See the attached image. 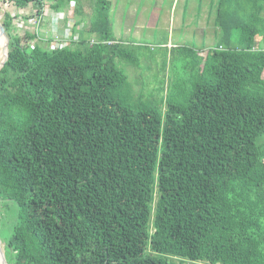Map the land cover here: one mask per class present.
<instances>
[{"label":"trees","instance_id":"1","mask_svg":"<svg viewBox=\"0 0 264 264\" xmlns=\"http://www.w3.org/2000/svg\"><path fill=\"white\" fill-rule=\"evenodd\" d=\"M85 1L0 0L8 263L264 264V0H219L208 53L178 46L189 79L134 102L116 61L137 56L114 33L111 0L63 48L33 43L38 31L2 8L74 2L84 23Z\"/></svg>","mask_w":264,"mask_h":264},{"label":"rangeland","instance_id":"2","mask_svg":"<svg viewBox=\"0 0 264 264\" xmlns=\"http://www.w3.org/2000/svg\"><path fill=\"white\" fill-rule=\"evenodd\" d=\"M184 4L185 0H150L148 10L144 12L141 10L144 19L141 20L142 23L140 25H137V30L140 32L139 35L135 36V31L131 38L124 35V39H131V43L129 44L131 49H135L137 56L135 62L121 60L120 58L116 61L119 68L127 74L128 84L123 89V92L130 102H134V98L139 100L140 96L159 100L162 96L166 95L167 86L171 81H177L178 79L187 80L190 77L189 75L193 73L187 67V57L183 56L182 49L178 46L194 48L201 53L207 47L210 34L206 33H208L210 27L207 28L208 31L205 33V41H203V36L198 33H187L186 29L189 17L188 11L186 16H184ZM85 5L86 16L84 19L88 21L92 13V6L96 5V0L85 1ZM5 6L2 5V8ZM112 7H116V0ZM66 9L68 7L61 10ZM76 17L79 19L81 16L77 15ZM183 17H185V24L184 26H180L179 24L182 22ZM213 17L214 14H212ZM141 18L143 17L141 16ZM174 21L177 23L175 29L171 27V23L173 24ZM84 23L88 25V22L84 21ZM47 27L48 25L41 24V30L38 29L39 33L45 35V37L49 33ZM42 29H46V31ZM211 36L214 39L213 34ZM169 43H171V46H168ZM208 46L210 47L205 51V55L212 47V45ZM262 47H264V44H262ZM3 56V47H1L0 61ZM162 81H165L163 90L160 89ZM164 106L165 103H163ZM12 215L8 216L7 213H4L1 218L2 228L0 227V235L4 243L11 235V222L14 220L13 211Z\"/></svg>","mask_w":264,"mask_h":264},{"label":"crops","instance_id":"3","mask_svg":"<svg viewBox=\"0 0 264 264\" xmlns=\"http://www.w3.org/2000/svg\"><path fill=\"white\" fill-rule=\"evenodd\" d=\"M111 1H112V5L114 6L115 0H111ZM149 2L150 0H116V7L114 8L112 7V20L113 22L115 21L114 22L115 24L114 23L113 24L115 27V34L117 39H120V41L124 43H131V39L129 40L123 38L124 35L130 36L131 38L133 36L134 31H135V36L139 35L140 32H138L137 30V25H140L142 23L141 20L144 19L141 10H143V12L148 10ZM218 2L219 0H185V4L183 7V10L185 12L184 16H186L188 11V17H189L186 32L190 34L198 33L199 35L203 36V41H205V33L206 31H208L207 28L210 27L208 33H206V34H210V37L207 41V47L205 50L201 51L200 53L201 55H205L204 54L205 51L210 47L208 45H212L213 47L218 38L219 26L215 22L218 11ZM213 5H214V12H213ZM212 14H214L213 18H212ZM141 16L143 18H141ZM84 21L86 23L89 22V20L88 21L84 20ZM184 24H185V17H183V20L179 25L184 26ZM176 26H177L176 21H174L173 24L171 23L172 28L175 29ZM84 32H86V30H84L83 33ZM212 34L214 36V39H212L211 36ZM89 35L93 36L92 34ZM41 37L43 38V40H45V35L41 34ZM168 46H171V43H169Z\"/></svg>","mask_w":264,"mask_h":264},{"label":"built area","instance_id":"4","mask_svg":"<svg viewBox=\"0 0 264 264\" xmlns=\"http://www.w3.org/2000/svg\"><path fill=\"white\" fill-rule=\"evenodd\" d=\"M4 5H6L3 8L4 13L8 11L12 15L14 24L19 30L30 29L31 31H38L39 33L41 24L48 25L47 31L49 30V33L45 37V40H43L39 33V38L34 41L47 44L49 39L54 38V42L51 44L52 47L63 48L66 47L72 39L79 40L87 27L84 23H79V19L73 15L74 2L70 3V8L63 11H55L46 7L42 14H40L39 10L34 7L32 3L25 8H20L15 3H5ZM42 30L46 31V29ZM91 42H96L95 35ZM106 42L111 43L109 40Z\"/></svg>","mask_w":264,"mask_h":264},{"label":"water","instance_id":"5","mask_svg":"<svg viewBox=\"0 0 264 264\" xmlns=\"http://www.w3.org/2000/svg\"><path fill=\"white\" fill-rule=\"evenodd\" d=\"M1 19H2V16L0 17V37H3V41H4V43H3L4 56L2 57V59L0 61V71L3 69L4 65L6 64V62L8 60V55H9L8 37L6 34V28H5L4 24L2 23ZM2 245H3V242L1 239V235H0V256L2 258L1 262L3 261V264H9L7 259H6L5 253L3 251Z\"/></svg>","mask_w":264,"mask_h":264},{"label":"bare ground","instance_id":"6","mask_svg":"<svg viewBox=\"0 0 264 264\" xmlns=\"http://www.w3.org/2000/svg\"><path fill=\"white\" fill-rule=\"evenodd\" d=\"M3 43H4V41H3V37H0V48L1 47H3ZM1 256H0V264H3V261L1 262Z\"/></svg>","mask_w":264,"mask_h":264}]
</instances>
